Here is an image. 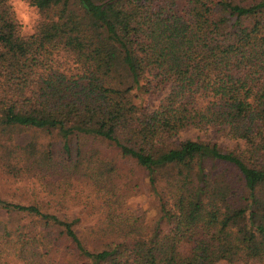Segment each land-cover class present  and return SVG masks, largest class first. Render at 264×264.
Returning a JSON list of instances; mask_svg holds the SVG:
<instances>
[{
	"label": "trees",
	"instance_id": "1",
	"mask_svg": "<svg viewBox=\"0 0 264 264\" xmlns=\"http://www.w3.org/2000/svg\"><path fill=\"white\" fill-rule=\"evenodd\" d=\"M32 3L21 37L0 0V173L31 185L0 197V252L264 264V0ZM190 128L232 144L180 138ZM135 169L149 217L127 205ZM69 200L97 204L93 221L59 214Z\"/></svg>",
	"mask_w": 264,
	"mask_h": 264
},
{
	"label": "rangeland",
	"instance_id": "2",
	"mask_svg": "<svg viewBox=\"0 0 264 264\" xmlns=\"http://www.w3.org/2000/svg\"><path fill=\"white\" fill-rule=\"evenodd\" d=\"M146 103L150 107H152L156 103V98L153 96H146ZM180 138L183 137H190V138H209L220 145L230 146L232 142L225 139L220 133H216L215 131L209 129L205 132L190 128L180 133ZM143 171H138L137 169L134 170V181H137V187L134 189V194L128 199L127 205H129V210H136L137 212L144 213V217H149L153 212L152 205H151V197L150 193L148 192V188L146 186V178L143 176ZM31 190V185L28 184L26 181L18 183L14 182L11 177L5 176L0 173V197H3L7 200L13 201H24L29 197ZM44 194V193H43ZM42 194V195H43ZM72 200L66 201L63 203V206L58 213L59 214H69L77 215L80 219L77 228H81L91 221H93L94 213L93 211L96 209L95 204L93 206H89L82 203V200H78L77 204ZM143 210V211H142ZM145 211V212H144ZM2 216V212L0 211V217ZM39 262L37 258L34 259V264ZM45 262V261H44ZM46 263V262H45ZM0 264H26V261H21L18 255L10 251V249L5 248L0 252ZM218 264H224L223 262H219Z\"/></svg>",
	"mask_w": 264,
	"mask_h": 264
},
{
	"label": "clouds",
	"instance_id": "3",
	"mask_svg": "<svg viewBox=\"0 0 264 264\" xmlns=\"http://www.w3.org/2000/svg\"><path fill=\"white\" fill-rule=\"evenodd\" d=\"M6 3L13 16V22L19 28V35L24 37L35 34L40 14L32 0H6Z\"/></svg>",
	"mask_w": 264,
	"mask_h": 264
}]
</instances>
